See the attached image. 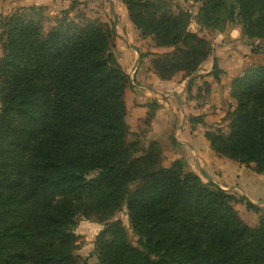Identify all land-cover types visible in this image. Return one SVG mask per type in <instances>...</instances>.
<instances>
[{"label":"trees","instance_id":"16d2710c","mask_svg":"<svg viewBox=\"0 0 264 264\" xmlns=\"http://www.w3.org/2000/svg\"><path fill=\"white\" fill-rule=\"evenodd\" d=\"M120 2L142 38L170 49L151 61L161 80L189 77L211 55L178 6ZM46 11H15L0 22V264H81L79 217L105 223L99 264H264V218L247 226L235 196L188 172L184 160L164 167L157 143L128 140L130 78L114 53V24L71 17L70 8L45 30ZM222 11L247 40L264 42V0H206L201 29L222 32ZM230 95L228 132L205 138L217 156L264 175V63L234 79ZM123 209L136 246L121 223L109 222Z\"/></svg>","mask_w":264,"mask_h":264},{"label":"crops","instance_id":"0c3cea01","mask_svg":"<svg viewBox=\"0 0 264 264\" xmlns=\"http://www.w3.org/2000/svg\"><path fill=\"white\" fill-rule=\"evenodd\" d=\"M74 2L81 7L95 8L97 14L92 15L93 18L108 21L107 10L110 18L117 17L113 18L117 40H121L125 46H120L121 42L117 44L118 62L127 74L132 72V66L134 68L132 78L135 88H129V98L128 93L126 96V103L131 96L137 101L136 106L132 105L128 110L126 118L130 133L136 134L145 128L143 121L148 113V105L155 102L156 111L144 139L146 143H159L165 164L184 160L190 171L195 173L196 169H200L207 172L219 188L243 196L264 210V196L258 198L255 189L243 180L257 174L253 166L248 168L238 163L230 164L228 159L227 162H221L205 138L204 127V124L215 123L223 118V105L231 103L232 81L242 76L248 68L262 65L264 51L255 52L252 44L242 37L240 27H227L223 32L206 38L212 42L211 55L193 75L185 77L181 73L172 80L163 81L151 67L152 55L164 54L170 49H157L151 45L150 38H141L120 0H0V15L4 17L32 7H43L48 12L58 14L69 10ZM208 88L210 95L205 99ZM130 90L135 94H130ZM191 117H200L204 123L192 126L189 121ZM230 166L237 174L233 181L226 174Z\"/></svg>","mask_w":264,"mask_h":264},{"label":"rangeland","instance_id":"374dc122","mask_svg":"<svg viewBox=\"0 0 264 264\" xmlns=\"http://www.w3.org/2000/svg\"><path fill=\"white\" fill-rule=\"evenodd\" d=\"M167 1L171 2L172 5H174V6H178L180 8V10H183L184 12H187L189 14V16H190V20H189L190 31L193 32V30H194V33H198L202 37L204 36V38H209V37L211 38L212 34L219 32L218 30H215V29H203V28L201 29L200 25L198 24V17L200 14V10L202 8L203 2H205L206 0H167ZM227 3L228 4L233 3V0H227ZM95 13L97 14V11L95 8L94 9L88 8V6L81 7L80 4H78L77 2H74L73 6L71 7L70 16L71 17H77L80 20H86L87 22L99 21V22H101L103 24H107V25L113 24V18L117 19L116 16H112V18L109 17V10L106 11V18L108 21H104L103 19L101 20L98 17L93 18L92 15H94ZM58 14L46 11V21L44 22L45 30L54 24L56 18L58 17ZM225 15H226V13L223 11L220 12L218 15L222 19V23L220 25V27L221 26L223 27L222 32L227 27H231V26H238L242 29V27L239 24L225 22L226 17H227ZM2 17L3 16L0 15V22L3 20ZM106 18H104V19H106ZM0 34H1V29H0ZM140 37H141V35H140ZM242 37L245 38L243 35H242ZM147 38H150V37H146L143 39H147ZM150 39H151V45L155 46L154 40L152 38H150ZM245 40H247V39L245 38ZM119 42H121V40H117V38H116L114 53H115L117 60H118L117 44L119 45ZM209 42L211 43V47H212L211 40H209ZM247 42L252 44V47H253L255 52L264 51V42L262 40H259V39H255L252 41L247 40ZM122 45H123V42L120 43V46H122ZM123 47H125V46L123 45ZM155 48H157V47H155ZM157 49H160V48H157ZM152 56L154 58V55H152ZM0 58H1V50H0ZM131 69H132V72L130 74H127L125 72L130 78L129 87L126 90L128 92H125V102L127 100V97L129 98V90L128 89L129 88H131V89L135 88V86H133L134 80L132 78L133 77V71H134L133 66ZM130 91H132V90H130ZM127 93H128V96H127ZM131 93L135 94L134 91L130 92V94ZM209 95H210V90L208 88L206 91V94H205V99H208ZM230 98H231V95H230ZM136 102L137 101H135L134 97L131 96V99L128 100V103H126V106L128 108L127 109V115H128V110H130L132 105L136 106ZM156 107H157V104L155 102L148 105V113L146 115V119L143 121V126L145 128L136 134L130 133V136L128 137V140L130 142L135 141V140H139L144 147H148L151 143H157V142L146 143V141L144 139L145 133L148 131V128L151 125L152 119L154 117V113L156 111ZM235 107H236V103L231 98V103H225L223 105V108H222L223 118L222 119H220L218 122H215V123L204 124L206 131L214 132L216 129L221 128V130H223L224 133H227L229 121H228L226 116L228 113L232 112L235 109ZM126 122H127V120H126ZM157 144L159 145V143H157ZM159 147L162 151V148L160 145H159ZM162 155H163V151H162ZM219 158H220L221 162H227L226 158H223V157H219ZM228 161L230 164H232L231 162H233V164L237 163V162L231 161V160H228ZM172 164L171 165L165 164L164 155H163V166L166 168H169L172 166ZM231 166H233V165H231ZM231 166L228 170H226V174L230 177L231 181H233L236 178L237 174L233 172V168ZM252 166L254 167V165H250V167H252ZM186 170L188 172H191V173L197 175L204 183L212 182L210 175H208V173L206 171H205L206 173H204V172H202V170L196 169V172L194 173V172L189 170L188 165H187ZM243 180H245V182L248 184L249 187L255 189V193L258 195V198L264 196V175L255 174V175L250 176V177H245V179H243ZM225 191H227V190H225ZM227 192L229 194L233 195L231 192H229V191H227ZM233 196L236 197V203H234L233 206H234L235 210L237 211V213L239 214L240 218L243 220V222L251 228L258 227L259 223H260V219L264 218V210H262L258 206H256L260 210L258 212L253 211V210H248V209H246L247 206H246L245 202H243L245 200V198L243 196H239V195H233ZM240 205H243V206H240ZM109 222L110 223H112V222L121 223L122 226L125 228L128 241L134 246L137 245L138 238L136 237V235H134V233L132 231L126 209H123L121 212L117 213L114 216V218L111 219ZM104 227H105V223L98 222L94 218L87 219L85 217H79L77 219L76 226L73 229V233L77 238V250L75 251L74 254H75V256H77V258L79 259L81 264H99L98 257L96 254L95 242H96V237L104 229Z\"/></svg>","mask_w":264,"mask_h":264}]
</instances>
